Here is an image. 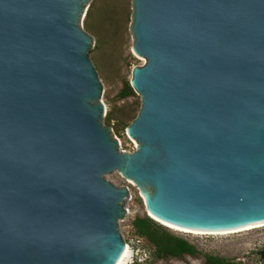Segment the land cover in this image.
<instances>
[{
    "label": "water",
    "instance_id": "obj_1",
    "mask_svg": "<svg viewBox=\"0 0 264 264\" xmlns=\"http://www.w3.org/2000/svg\"><path fill=\"white\" fill-rule=\"evenodd\" d=\"M94 1L0 0V264H115L114 170L176 227L264 222V0H133V153L103 126Z\"/></svg>",
    "mask_w": 264,
    "mask_h": 264
},
{
    "label": "rangeland",
    "instance_id": "obj_2",
    "mask_svg": "<svg viewBox=\"0 0 264 264\" xmlns=\"http://www.w3.org/2000/svg\"><path fill=\"white\" fill-rule=\"evenodd\" d=\"M93 4L89 19L93 32L85 28L89 7L83 12L80 27L91 38L89 59L101 85L100 102L106 105L102 113L103 126L118 142L120 151L133 153L127 141V127L138 116L139 109L133 94L119 95L126 81L131 84L133 69L140 66L130 52L133 0H95ZM104 178L118 188L128 187L129 190L121 202L125 214L118 219V230L123 242L131 247L130 264H206L207 255L224 258L228 264H264V227L228 235H192L175 232L154 221L168 232L188 240L198 250L194 256L158 257L154 245L139 236L133 225L136 217H149L142 194L152 193V187L139 186L119 170L106 173Z\"/></svg>",
    "mask_w": 264,
    "mask_h": 264
},
{
    "label": "trees",
    "instance_id": "obj_3",
    "mask_svg": "<svg viewBox=\"0 0 264 264\" xmlns=\"http://www.w3.org/2000/svg\"><path fill=\"white\" fill-rule=\"evenodd\" d=\"M94 4H90L85 17L86 30L93 32V28L89 19L93 14ZM134 92L132 85L126 81L120 92L121 97H126ZM133 225L139 236L145 237L152 243L156 249V255L160 258L176 257L181 258L186 255H196L198 250L188 240L178 237L165 228L158 225L149 217H136ZM206 264H228L227 260L218 256L207 255Z\"/></svg>",
    "mask_w": 264,
    "mask_h": 264
},
{
    "label": "bare ground",
    "instance_id": "obj_4",
    "mask_svg": "<svg viewBox=\"0 0 264 264\" xmlns=\"http://www.w3.org/2000/svg\"><path fill=\"white\" fill-rule=\"evenodd\" d=\"M104 109L106 110V105L104 104ZM130 183H134L132 180H129ZM144 201L147 205V198L148 194L143 193L142 194ZM148 216H150L153 220L157 221L159 224L163 225L164 227L173 230L178 233H185V234H192V235H228L233 234L237 232H244L248 230H253L257 228L264 227V222H259L251 225L241 226V227H235V228H229V229H223V230H198V229H189V228H182V227H176L169 222L157 217L151 210H147ZM132 259V250L129 244H124V249L119 256L118 260L115 262V264H130Z\"/></svg>",
    "mask_w": 264,
    "mask_h": 264
},
{
    "label": "built area",
    "instance_id": "obj_5",
    "mask_svg": "<svg viewBox=\"0 0 264 264\" xmlns=\"http://www.w3.org/2000/svg\"><path fill=\"white\" fill-rule=\"evenodd\" d=\"M133 264V263H132Z\"/></svg>",
    "mask_w": 264,
    "mask_h": 264
}]
</instances>
